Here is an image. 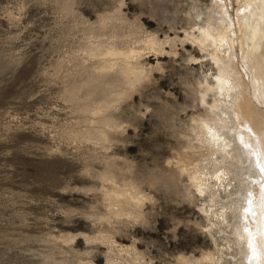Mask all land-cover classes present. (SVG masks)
Returning a JSON list of instances; mask_svg holds the SVG:
<instances>
[{"label": "rangeland", "instance_id": "rangeland-1", "mask_svg": "<svg viewBox=\"0 0 264 264\" xmlns=\"http://www.w3.org/2000/svg\"><path fill=\"white\" fill-rule=\"evenodd\" d=\"M222 5L236 24L228 0H0V264H242L235 215L205 217L188 179L208 156L200 84L216 68L185 38L213 12L228 22ZM110 45L146 73L106 111L101 87L70 100Z\"/></svg>", "mask_w": 264, "mask_h": 264}, {"label": "bare ground", "instance_id": "bare-ground-1", "mask_svg": "<svg viewBox=\"0 0 264 264\" xmlns=\"http://www.w3.org/2000/svg\"><path fill=\"white\" fill-rule=\"evenodd\" d=\"M231 1L228 0L230 5L236 3L239 11L236 24L227 8L222 5V10L225 11L222 14H225L228 22L224 17L223 20L219 17L222 21L215 22L213 18L216 13L213 12L215 15L207 22L205 20L206 23L203 21L206 25H199L196 34L186 32L185 39H189L201 51L204 50L216 68L213 80L204 78L202 85L200 84L201 104L206 106V115L200 120L199 129L203 135L201 146L208 156L199 160L193 169H190L192 172L189 170L191 173L188 174V179L190 187L196 191L195 195L205 196L211 204L210 208L202 210L205 217H216L218 223L223 225L227 223V212L235 215L236 221L239 222L235 231L241 239L242 253L245 255L242 264H264V111L254 106L257 103L264 107V0H234V3ZM210 12L209 14H212V11ZM108 18H101L99 24H104ZM149 41L150 45L156 43L154 38ZM99 43L89 47L94 55L104 50L103 43ZM109 48L103 52L107 57L101 59L99 69L89 72L87 79L74 84L67 91L69 99L74 98L83 87L94 90L101 87L106 95L103 99L100 97L99 108L102 106V111H106L105 107L111 105L112 100L117 101L124 93L123 88L122 91H114L116 84L130 88L140 80L144 72L128 61L135 55L133 50L118 51L113 47ZM237 49L240 53V63L243 65L242 70L244 69L242 73L247 80L239 70L240 67H237ZM109 55H114L115 63L112 64L113 57L109 58ZM112 77L115 82H112ZM209 93L213 100L210 104L205 99ZM104 122L108 124L111 121L104 119ZM114 192L107 194V200L130 206L138 203V199L133 201L136 196L132 194L117 190ZM117 192L123 197L120 198ZM237 194L240 196L235 199ZM229 198L233 199L228 205H223L222 200ZM214 205L218 206L220 213L211 209ZM206 260L212 262L214 258L207 256Z\"/></svg>", "mask_w": 264, "mask_h": 264}]
</instances>
